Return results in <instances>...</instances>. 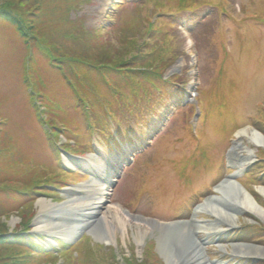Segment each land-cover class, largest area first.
I'll return each instance as SVG.
<instances>
[{
  "label": "rangeland",
  "instance_id": "374dc122",
  "mask_svg": "<svg viewBox=\"0 0 264 264\" xmlns=\"http://www.w3.org/2000/svg\"><path fill=\"white\" fill-rule=\"evenodd\" d=\"M53 18L45 23L51 37L62 35L63 51L89 53L114 70L88 72L80 64L76 74H63L41 44L0 20V219L8 234L27 224L25 239L49 255L38 257L42 264H147L146 254L155 264L157 234L145 220H189L196 206L219 196L214 187L244 158L234 181L264 211V146L237 138L242 129L264 138V0H89L65 21ZM149 53L151 61L173 56L152 84L130 77ZM58 54L53 63L65 56ZM122 59L129 64L121 77L115 68ZM63 156L100 160L102 168L92 176L81 170L86 164L67 169ZM99 196L86 232L109 221V244L84 232L72 242L50 230L67 222L49 205L74 199L68 206H81ZM195 220L227 227L202 213ZM236 220L218 242L228 251L230 244L264 250V219L243 212ZM57 239L79 245L88 260L80 262L76 249L71 257ZM203 247L223 264H264V257L235 259Z\"/></svg>",
  "mask_w": 264,
  "mask_h": 264
},
{
  "label": "bare ground",
  "instance_id": "6f19581e",
  "mask_svg": "<svg viewBox=\"0 0 264 264\" xmlns=\"http://www.w3.org/2000/svg\"><path fill=\"white\" fill-rule=\"evenodd\" d=\"M243 137H247L254 146H264L262 135L254 130L248 131L246 129H242L238 131L237 138L241 140V138ZM232 150L235 151V148H233ZM62 159L67 169L74 168L76 167V165L80 167L81 164H86V168H84V166L80 168L90 176L100 172L99 168H102L101 164L99 163L100 160H96V162L92 160L93 162L87 164V162L81 160V158L73 159L75 163L70 162L64 156ZM246 160L248 159L244 158L241 160L242 163H236V165L233 166L235 168V171L241 172L242 165L247 162ZM97 190L101 192L100 188ZM214 191L218 193L219 196H214L206 199L204 203L196 206L189 220L180 221L176 225L172 224L169 226H157L151 220H145L146 223L152 225L150 227L155 226L153 229H155L154 231H156L157 235L155 238H153L151 234V239H153V241L155 242L157 255L161 258L163 264H223L217 260H209L205 255L206 253L204 252V248H202V246H205L204 238L200 236V233H202L206 238V236L210 235L209 233L212 230L215 233H221L224 231V229H219L216 226L218 225L217 223L207 225L200 220H195L197 215H199L200 213L204 214L205 216H212V218L215 219L219 223V225L224 224L228 228L236 227V214L238 213L247 212L264 219V211L255 203L254 199L246 191L237 186L232 178L223 181L219 186L215 188ZM258 192L260 194H264V189H259ZM90 195L95 194L90 193ZM71 200L74 199H68L67 201L60 203V205H49L52 206L51 209H56L53 212L57 215V218H59L58 215H60V220H58L59 222H67L66 226L64 227L61 226L60 228L59 224H57L55 226H51L50 230H52V232L56 229L59 230L56 232H59L62 235L65 234L64 236L72 242L74 241L73 239L75 238L76 234L78 235L79 233L84 232L87 236L91 237L97 243L109 244L110 238L109 233L107 232V228H110L111 226L109 221L100 219L92 230H87L88 232H86L87 227L90 225V221L88 222L87 220H89V217L91 218L93 214L97 215V212H94L95 210H97L95 206L100 209L101 203L103 202L102 197L99 196V198H93L92 200L94 203H91L90 200L89 204H84L81 206L76 204L75 206H68ZM76 202L77 201L74 200V202L72 203ZM61 212H63V214ZM78 212L79 215L78 218H76ZM87 212L91 213L88 214ZM101 225L103 226V228L99 227ZM136 226L137 228H139L140 225L137 224ZM61 230L63 232H61ZM138 233L139 232L136 233L137 236H139L140 239H143V234ZM55 243L58 244L62 242L61 240L57 239ZM89 244L92 243L89 242ZM217 247L222 255H227L230 258L241 259L243 257L250 256L264 257L263 249L257 247H249L244 244H236L232 247L230 246V251H228L224 246Z\"/></svg>",
  "mask_w": 264,
  "mask_h": 264
},
{
  "label": "trees",
  "instance_id": "16d2710c",
  "mask_svg": "<svg viewBox=\"0 0 264 264\" xmlns=\"http://www.w3.org/2000/svg\"><path fill=\"white\" fill-rule=\"evenodd\" d=\"M89 0H0V20L9 22L10 24H13L17 32L20 36L24 37L26 40H33V42H37L41 44L44 53H46V56L50 58L49 62L53 67L56 66V68L61 71L63 74H66L69 72H72L73 74L77 73V67L83 66V70L86 71H92L96 70L95 73L98 71L104 70V71H112L114 68H112L109 64V61H105L104 59H98L95 60L93 55H89V53H86L87 56L92 57H77L78 55H71L72 53H69L68 51H63L65 47L62 46L61 43H59L60 39L55 34H57V31H54L53 34L54 37H51L48 25L45 23V20L53 15L56 20H62L65 21L66 17L72 12H76L78 8H80L81 5L84 3H88ZM53 18V19H54ZM61 22V21H59ZM63 24L60 25V29H63ZM57 28V26H54ZM58 30V29H57ZM44 33V36H43ZM87 33V32H85ZM70 37L73 36V33L71 32ZM75 36V35H74ZM74 36L72 38H74ZM55 38L56 40H54ZM53 54H52V53ZM62 54V59L60 60L59 64L53 63V61L57 62L56 55H59L58 53ZM69 53V56H68ZM56 54V55H55ZM74 54V53H73ZM94 57V58H93ZM173 57L170 54H163L159 57L157 56V60H152L153 56L149 53L148 55H145L142 59H144V62L142 60L137 61L141 65L140 70H136L132 73V76H135L136 79H141L144 82H148L149 84H152L156 78L160 79L163 77V73L166 71L169 65V59ZM97 59V58H96ZM83 60L85 61V64L83 63ZM94 60L96 63H93ZM146 60L149 62L146 63ZM127 61V60H126ZM124 59L118 62L117 68V75L122 77V70L128 71L126 67H128L129 63H126ZM115 64V63H114ZM148 64L149 68L145 67V65ZM65 65H68L69 68H67ZM96 65V67L92 66ZM126 65V66H124ZM84 73V71H83ZM102 74V73H101ZM127 76H129V73H126ZM168 80V79H167ZM111 89L118 92V89L111 86ZM144 93V95L148 98L149 95L145 91H141ZM116 93H114L115 95ZM16 183H19L21 185H24L25 183H20L17 180ZM31 189V188H30ZM3 190V189H2ZM23 191H25L23 189ZM5 212L0 208V216L4 215ZM2 219H0V264H26V259H29L32 257L31 264H42L43 261L38 259L40 256H49L47 255L46 251L41 249L40 247H37L33 249V246L35 245V242L33 239L29 238V240H26L22 231H26L28 229L27 224H23V226H19L20 229H16V231L13 234L7 233V227L4 223L1 222ZM62 247L66 248L69 255L72 257L70 252L75 250V252L78 254V259L80 262L87 261L85 256L83 254H86V251L80 248L79 245H75L74 247H69L63 243H59ZM66 253V252H64ZM63 253V254H64ZM148 253V252H147ZM81 254V256H79ZM154 259L157 260L156 262L158 264H162L158 257H156V254H152ZM36 258V259H35ZM149 257L144 255V262L149 264L147 262V259ZM130 263L131 261L128 260ZM155 263V264H157Z\"/></svg>",
  "mask_w": 264,
  "mask_h": 264
},
{
  "label": "water",
  "instance_id": "95a60500",
  "mask_svg": "<svg viewBox=\"0 0 264 264\" xmlns=\"http://www.w3.org/2000/svg\"><path fill=\"white\" fill-rule=\"evenodd\" d=\"M176 224H178V223H174V225H176Z\"/></svg>",
  "mask_w": 264,
  "mask_h": 264
}]
</instances>
